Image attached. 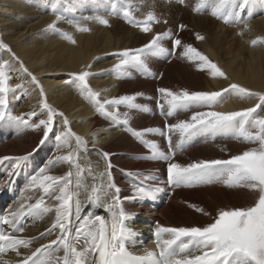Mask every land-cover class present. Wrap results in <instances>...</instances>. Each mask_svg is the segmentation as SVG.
I'll use <instances>...</instances> for the list:
<instances>
[{"label": "bare ground", "instance_id": "obj_1", "mask_svg": "<svg viewBox=\"0 0 264 264\" xmlns=\"http://www.w3.org/2000/svg\"><path fill=\"white\" fill-rule=\"evenodd\" d=\"M7 184L5 232L28 223L0 264L111 257L121 230L140 255L184 238L166 264H264V0H0Z\"/></svg>", "mask_w": 264, "mask_h": 264}, {"label": "rangeland", "instance_id": "obj_2", "mask_svg": "<svg viewBox=\"0 0 264 264\" xmlns=\"http://www.w3.org/2000/svg\"><path fill=\"white\" fill-rule=\"evenodd\" d=\"M181 9L179 8V11H180ZM178 11V13H182V12H179ZM182 11V10H181ZM175 18L177 19V17L175 16ZM163 25V24H162ZM178 28V27H177ZM141 35H143V33L141 34ZM200 39L201 38H197L196 40H195V43L196 44H199L201 41H200ZM234 162H231V161H226V162H218V164H225L226 166H232V164H233ZM233 169L234 168H236L235 166H233L232 167ZM232 169V170H233ZM232 170H230V172L232 171ZM234 174V173H233ZM237 178H240L239 176L238 177H234V178H232L235 182H238L237 181ZM221 189H223V190H227V191H230L231 189H227V188H224V187H220ZM220 188H218V189H220ZM186 198V197H185ZM188 204V205H187ZM199 206H198V204H194V203H190L189 201H185V211H188L189 212V215H196V214H199V212H198V210L196 209V208H198ZM197 210V211H196ZM27 228V226L24 228V229H26Z\"/></svg>", "mask_w": 264, "mask_h": 264}]
</instances>
